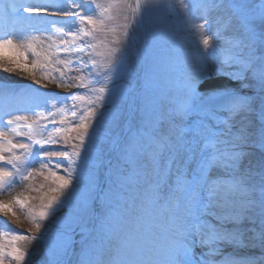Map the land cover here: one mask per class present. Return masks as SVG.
Returning a JSON list of instances; mask_svg holds the SVG:
<instances>
[{"label": "snow or ice", "instance_id": "snow-or-ice-1", "mask_svg": "<svg viewBox=\"0 0 264 264\" xmlns=\"http://www.w3.org/2000/svg\"><path fill=\"white\" fill-rule=\"evenodd\" d=\"M140 28L136 89L121 81L135 77ZM16 72L85 91L0 80V194L35 176L56 184L38 209L0 202L44 229L5 222L0 264H32L35 241L46 264H253L223 248L264 245V155L258 184L241 170L249 149L264 153V0L0 2V73ZM213 74L249 91L209 88Z\"/></svg>", "mask_w": 264, "mask_h": 264}, {"label": "rangeland", "instance_id": "rangeland-1", "mask_svg": "<svg viewBox=\"0 0 264 264\" xmlns=\"http://www.w3.org/2000/svg\"><path fill=\"white\" fill-rule=\"evenodd\" d=\"M135 32V39L129 48V61L132 64L133 68L135 69V77L134 79H125L122 80V84L130 85L136 89H139L142 85V77H143V68L138 66L137 61L140 59V57L137 55L138 51L142 49L143 47V37H144V30L142 28L140 29H134ZM189 40L193 42L192 36H189ZM160 41V48H167L168 45L165 43L163 36L159 37ZM71 75L75 76L76 73H72ZM223 77V79L227 78L226 76H219ZM227 80L226 87L234 88L242 93H247L248 89H242L240 87L239 83H234ZM45 84L44 87H38L43 89L44 91H47L49 93H60L62 96L70 94V93H77V92H84V89H77V88H59L56 84L43 82ZM158 83L162 85V77H158ZM222 86V85H221ZM220 86V87H221ZM225 87V86H223ZM71 103V101H68ZM75 135V134H73ZM63 145V142H61L60 145H55L54 147H61ZM70 147V145H69ZM251 155H249L243 165H242V171L244 170H250L249 175V181L250 183L258 184L261 180V177L257 174L260 171L259 168V162L261 160L262 155L264 153L261 152L259 148H253L248 150ZM48 159L55 160L56 157H48ZM23 189L20 190L16 196H20L22 199L27 198L28 199V206L30 208L38 209L41 204V196L44 193H49L50 188L56 187V184L53 183V179H45L44 176H35L33 179L29 181H24L23 184H21ZM41 185H43V188H41ZM33 189H39L38 191H33ZM51 193H49L50 195ZM13 198H6L0 196V202H12ZM13 208L16 210V215L19 217L18 223H14L9 216L5 217L2 213H0V231L5 230V222H7V225L10 226L11 229H14L16 232L19 233H26L31 235H40L43 233L44 229L42 228L40 232H36L34 229L31 221L27 218L25 215V211H21L19 208V205H16L13 203ZM159 210L156 208H152L150 210V220H155V218L158 216ZM151 224H149V227ZM25 250L29 253V259L32 261V264H46V254L42 247V245L39 244L38 241L32 242L30 245L25 246ZM223 251L226 255L231 257H243V258H251L253 261V264H264V245L261 244L260 240H255L248 242L246 247H232L225 245L223 248ZM108 255L106 253L105 260L107 261ZM215 259L220 260L221 257H216ZM5 264H10V262L6 259Z\"/></svg>", "mask_w": 264, "mask_h": 264}, {"label": "bare ground", "instance_id": "bare-ground-1", "mask_svg": "<svg viewBox=\"0 0 264 264\" xmlns=\"http://www.w3.org/2000/svg\"><path fill=\"white\" fill-rule=\"evenodd\" d=\"M36 0H21L18 2V4H30V3H35ZM21 14L22 15H27V13H23V11L21 10ZM47 19H55V20H61V19H65V17H63L62 15H56L52 17L47 16ZM193 38V42L195 41V37L192 36ZM29 59H31V57H29ZM228 79V78H225ZM223 79V77H219L218 75L213 74V77L211 79V81L209 82V84L207 85V87L209 88H216V87H220L227 85V80ZM0 80H3L4 83H6L7 85H9L12 89H15L16 91H20V90H27L30 88H35L37 89L38 92L40 93H49L47 91H44L41 88H38L39 86L35 85L33 82L32 77L20 73V72H16L13 73L11 75L9 74H5V73H0ZM3 106V100L0 99V107ZM13 107H15L16 105L13 104ZM23 187L21 184H17L15 188H13L11 190V194L8 193H4V194H0L1 197H6V198H13L15 197L19 192H21L20 190H22ZM11 220L15 223H18L15 219H13V217L11 216V214L8 215Z\"/></svg>", "mask_w": 264, "mask_h": 264}]
</instances>
